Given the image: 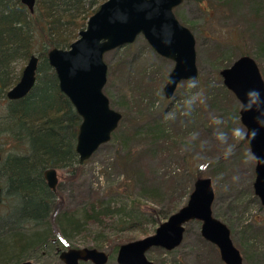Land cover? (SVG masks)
Returning <instances> with one entry per match:
<instances>
[{"label": "rangeland", "instance_id": "rangeland-1", "mask_svg": "<svg viewBox=\"0 0 264 264\" xmlns=\"http://www.w3.org/2000/svg\"><path fill=\"white\" fill-rule=\"evenodd\" d=\"M234 1H238L239 5L233 7ZM259 1L264 5V0ZM256 2L228 0L226 4L224 0H182L174 9L176 20L194 36L198 88L192 91L201 92L205 99L203 104L195 106L189 116L180 115L183 101L188 95L187 82H181L169 100L164 98L162 90L161 96L154 92L158 79H163L165 85L173 63L155 58L141 37H137L132 45H125L104 55L107 79L102 93L108 99V106L122 116L118 123L120 130L84 161L72 178L64 171H56L54 194H58L61 201L54 197L51 199L55 210L75 214L83 211L88 202H112L110 205L114 208L120 205L130 209L131 206L142 205L151 214L156 211L161 217L167 207L178 210L185 206L195 182L193 176L198 169H202V178L211 180L214 192L212 217L228 229L231 243L241 254L242 264H264V206H260L253 194L254 159L244 140V144L241 141L232 142L233 154L225 159L224 146L216 139L217 126L211 123L215 116L223 119L221 128L225 132L230 133L235 127L243 128L239 122V103L228 90V93L222 90V80L219 71L214 70V65L228 62L231 65L246 51L258 66L264 83V52L260 50V38L255 31L258 27H264V7L260 12H254ZM33 8L37 11L36 7ZM136 54L139 57L127 77L118 72L119 68H113ZM211 55L219 58L213 60ZM25 63L17 69L24 68ZM174 98L176 104L173 103ZM5 108L6 103L0 104V115ZM169 112L176 113L175 120H164L165 114ZM160 122L169 126L165 127L167 137L165 140L159 139L163 142L162 147L159 145L160 149L153 148L151 151L150 134L146 127ZM192 133H197L198 138L192 145H186ZM128 150L132 151L133 161L128 165L121 164L118 158H122ZM0 151L3 158L12 153L8 137L2 134ZM249 156L251 159H248ZM183 168L188 172L180 177L182 179H174L176 182L173 183L167 181ZM184 183H187V187L182 190L181 185ZM143 189H152L161 198L148 200ZM11 204V200L6 198L0 204V215L6 214ZM13 205L12 219L22 217L23 212L18 207L20 202H13ZM167 218L148 214L142 221L141 229L119 233L116 227L119 216L114 215L101 225L87 226L82 233L73 236L70 249L102 251L108 257L107 264H116L114 258L119 246L152 235ZM153 220H157V224L152 225L150 222ZM6 227L0 228V231H6ZM199 228V222L186 223L182 242L175 250L166 252L154 248L146 253V258L153 264H217V258L221 262L212 244L204 241L213 246L215 252L210 247L206 251L205 245L199 242ZM47 229L54 234L52 223ZM47 229L43 225L36 231L47 232ZM22 232L31 234L32 229L23 227ZM128 237L132 238L130 242H126ZM54 254L51 248L42 249L36 255L38 260L31 262L62 264L58 255Z\"/></svg>", "mask_w": 264, "mask_h": 264}, {"label": "trees", "instance_id": "trees-1", "mask_svg": "<svg viewBox=\"0 0 264 264\" xmlns=\"http://www.w3.org/2000/svg\"><path fill=\"white\" fill-rule=\"evenodd\" d=\"M104 1L35 0L34 7L37 11L33 8L31 14L19 0H0V104L6 103V108L0 115V134L8 137L12 146V153L4 158L2 156L0 162V187L3 191L1 203L6 198L12 202L9 211L0 215V228L7 226L6 231L3 233L0 231V264H20L24 261L38 260L39 257L36 255L45 248H51L54 256H57L71 248L72 237L82 233L85 227L101 225L114 215L119 216L116 227L120 233L141 229L142 221L148 214L165 219L177 210L167 207L160 217L156 211L152 210L151 214L142 205L131 206L130 209L120 205L114 208L110 205L112 202L96 204L92 201L88 202L80 213L66 214L65 211L55 210L50 202L53 197L61 201V197L48 189L42 173L52 168L55 171H64L72 178L79 169L81 164L77 161L74 146L80 118L67 98L59 91L56 76L46 63V52L50 49H67L77 39L78 32L84 28L89 16ZM224 1L228 4V0ZM262 4L257 0L253 11L260 12L259 10L264 7ZM235 5H239V2L234 1L233 7ZM255 31L260 38L258 42L260 50L264 52V27H258ZM149 52L164 62L151 49ZM34 54L38 57L34 88L21 100H7V92L19 81L23 70V67L18 70V66L30 56H35ZM244 55L248 56V52L244 51L240 57ZM138 57L137 54L128 57L113 68H119L118 72L127 77L131 73L129 70L135 67ZM211 58L216 60L219 57L211 55ZM228 66L229 62L214 65L213 68L220 72ZM112 72L108 73L111 75ZM157 82L154 92L161 96L164 82L163 79H158ZM221 88L228 93L226 89ZM173 100L175 103L176 98ZM119 124L112 136L120 130ZM165 127L169 126L163 125L162 122L146 127L150 134L151 151L153 148L160 149V144L162 147L163 142L159 139H166ZM241 143L244 144L243 141ZM118 161L128 165L133 161L132 151L128 150L122 158H118ZM187 172L188 170L183 168L167 181L176 182L174 179H182L180 177ZM202 177V169H198L193 179ZM186 187L187 183L181 185L182 190ZM142 192L147 195L148 200L161 198L152 189L147 191L143 189ZM17 201L20 202L18 207L23 215L12 219L11 209L14 208L13 202L17 204ZM51 223L55 229L54 234L47 229ZM150 223L157 224V220ZM43 225L48 231L37 232L36 230ZM23 227L31 228L32 233H23ZM131 240L132 238L128 237L126 242ZM198 240L201 245H205L206 251L209 247L214 251L215 248L207 245L202 238L198 237ZM217 264H221L218 258Z\"/></svg>", "mask_w": 264, "mask_h": 264}, {"label": "water", "instance_id": "water-1", "mask_svg": "<svg viewBox=\"0 0 264 264\" xmlns=\"http://www.w3.org/2000/svg\"><path fill=\"white\" fill-rule=\"evenodd\" d=\"M33 13L35 0H19ZM182 0H105L89 16L77 39L67 49H50L46 63L56 76L61 94L74 108L80 123L74 151L77 161L83 164L96 150L108 143L122 116L108 106L102 91L106 85V53L132 45L141 37L150 49L163 60L173 63L162 88L166 100L172 98L181 82L197 78L195 40L189 29L182 26L174 9ZM38 57L30 56L19 81L7 92L9 101L25 98L34 88ZM222 86L239 103V122L244 129H257L255 138L244 140L254 159L253 194L264 206V128L256 123L255 112H241L240 105L250 90H258L264 98V83L258 66L249 56H242L218 73ZM2 154L0 151V162ZM46 186L55 191L57 174L54 169L42 173ZM3 191L0 187V203ZM214 199L211 180L196 178L185 206L179 208L154 230L153 234L118 247L116 264H153L146 253L154 248L166 252L175 250L182 242L186 223H200L199 234L203 241L212 244L222 264H242V257L230 240V233L222 222L212 217ZM62 264H107L108 257L94 249H67L58 254ZM20 264H33L24 261Z\"/></svg>", "mask_w": 264, "mask_h": 264}, {"label": "clouds", "instance_id": "clouds-1", "mask_svg": "<svg viewBox=\"0 0 264 264\" xmlns=\"http://www.w3.org/2000/svg\"><path fill=\"white\" fill-rule=\"evenodd\" d=\"M187 90L188 95L183 101V108L180 113L182 116H189L191 115L192 111L194 110L197 104H203L205 102L204 96L201 92L196 91L193 92V89L198 88V81L195 78L189 79L187 82ZM241 112H255L256 113V123L259 127L264 128V98L261 97V93L258 90H250L246 93L245 99L241 102L240 105ZM176 113L169 112L165 114L164 120H175ZM211 123L217 126L216 131V139L217 141L223 145V157L225 159L229 158L234 151V143L232 142H240L243 140L248 139L249 137L255 138L258 134L257 129H244L240 127H235L231 130V132H225L222 130L221 126L224 124L223 119L219 117H212ZM198 138L197 133H192L189 135L186 141V145H192L194 141ZM203 147V143L201 144ZM248 159H251L249 156ZM247 162V161H245ZM234 179H236L234 177Z\"/></svg>", "mask_w": 264, "mask_h": 264}, {"label": "flooded vegetation", "instance_id": "flooded-vegetation-1", "mask_svg": "<svg viewBox=\"0 0 264 264\" xmlns=\"http://www.w3.org/2000/svg\"><path fill=\"white\" fill-rule=\"evenodd\" d=\"M25 67V66H24Z\"/></svg>", "mask_w": 264, "mask_h": 264}]
</instances>
